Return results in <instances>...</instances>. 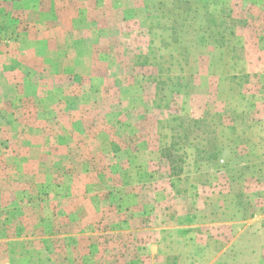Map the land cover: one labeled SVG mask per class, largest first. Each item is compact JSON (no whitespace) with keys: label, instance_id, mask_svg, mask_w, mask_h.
Returning <instances> with one entry per match:
<instances>
[{"label":"rangeland","instance_id":"obj_1","mask_svg":"<svg viewBox=\"0 0 264 264\" xmlns=\"http://www.w3.org/2000/svg\"><path fill=\"white\" fill-rule=\"evenodd\" d=\"M186 1L0 0V264H264V0Z\"/></svg>","mask_w":264,"mask_h":264},{"label":"trees","instance_id":"obj_2","mask_svg":"<svg viewBox=\"0 0 264 264\" xmlns=\"http://www.w3.org/2000/svg\"><path fill=\"white\" fill-rule=\"evenodd\" d=\"M177 2V0H176ZM178 3L179 4H183L186 6V9L182 8V15L186 14V16H188L192 11L191 9V6L193 5L192 3L186 1V0H178ZM200 10H196L194 11V13H197L199 12ZM180 16V19H182V21L184 20L183 19V16ZM181 23V21L179 20H175L174 21V28L173 30L175 31L176 30V27ZM217 27V26H215ZM214 34V32L211 33V35ZM214 36V35H213ZM223 40V39H222ZM190 128L188 131V134H185L184 136H181L179 137V139H182L183 141H190V143L194 142L196 138L199 137V135H196L195 138H193L192 136L195 134L196 130H199L201 127H200V121H193V123L190 124ZM177 147V143L175 141H172L171 145L167 148L164 149L163 151V154L165 156L166 159L169 160L170 162V166H171V175L173 176H182L183 173H184V168L182 166V164H184L185 162V159L187 158L188 154H182L180 155L179 153V150L176 148ZM210 156H216L215 154H210ZM256 214L255 213H252L251 215L249 216H246L244 217V220H248L249 219H253L255 218Z\"/></svg>","mask_w":264,"mask_h":264}]
</instances>
